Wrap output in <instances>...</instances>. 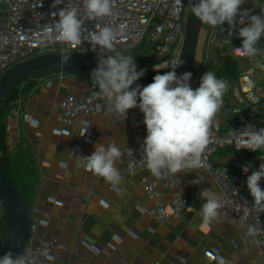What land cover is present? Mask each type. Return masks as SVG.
<instances>
[{"label": "built area", "instance_id": "built-area-1", "mask_svg": "<svg viewBox=\"0 0 264 264\" xmlns=\"http://www.w3.org/2000/svg\"><path fill=\"white\" fill-rule=\"evenodd\" d=\"M148 1L112 0L110 15L93 18L86 12L85 0H0V185L31 183L77 196L91 184L108 181L88 171L84 157L94 145L113 143L123 151L115 163L120 180L108 181L113 194L96 202L127 201L145 168L143 113L139 100L128 111L116 106L114 95L99 82L102 62L109 56L127 60L124 79L145 70L142 84L152 82L156 66L160 74L172 70L178 77L191 71L196 86L219 59L240 48L239 31L249 18L262 15L239 7L232 21L215 26L189 68L179 55L153 62L158 31L149 21ZM73 8L81 20V43L76 46L58 39L56 30L59 13ZM104 27L114 32L111 48L92 41V35ZM257 48L264 55V37ZM223 81L227 90L199 165L177 172L168 169L162 198L149 203L142 219L122 229L100 227L87 236L71 225L73 217L41 207L40 218L27 222L16 234L17 251L28 258L44 247L62 246L83 257L118 240L124 251L116 264H179L162 244L170 239L166 231L172 238L181 226L179 243L187 250L183 264H264V246L256 245L264 244V203L256 204L246 186L248 175L264 162L260 160L264 150L238 151L235 144L242 136L233 133L264 125L255 121L251 111L242 114L247 101H254V85L233 84L230 77ZM132 88L139 92L140 85ZM244 165L250 167L248 173ZM184 189L191 192L193 206L178 205ZM204 190L216 193L222 203L207 223L201 215ZM230 197L244 203L252 225L228 219ZM18 205L20 211L31 206ZM39 264L49 263L43 258Z\"/></svg>", "mask_w": 264, "mask_h": 264}, {"label": "clouds", "instance_id": "clouds-1", "mask_svg": "<svg viewBox=\"0 0 264 264\" xmlns=\"http://www.w3.org/2000/svg\"><path fill=\"white\" fill-rule=\"evenodd\" d=\"M243 0H196L191 6V13L202 22L216 26L225 21H232L238 14ZM112 0H85V9L89 17H103L111 14ZM64 14L56 25L58 39L67 41L73 46L81 43V20L75 8L62 11ZM240 55L253 58L258 53L257 44L264 37V15H253L249 23L239 31ZM114 32L109 27L92 35V41L98 45L111 48ZM127 60L109 56L102 62L99 73L101 87L114 95L116 106L124 111L139 107L143 113V160L142 163L154 175L159 176L161 170L168 168L172 172L186 167H196L205 151L210 137L213 118L220 110L223 96L227 90L226 82L217 78L214 72L206 71L199 84L193 86L191 71L177 76L175 71L166 70L153 77L151 83L142 84L145 70H139L121 79L127 67ZM177 62H175L176 64ZM171 69V67L169 68ZM93 71H96L94 69ZM133 84L140 85L137 92ZM239 130H233L235 133ZM236 149L251 152L264 150V128L242 133L235 144ZM132 155V150L127 149ZM123 155V151L113 143L107 146L94 145L90 155L84 157L86 169L113 183L119 182L120 175L115 163ZM264 161V157L260 158ZM136 162L130 164L134 166ZM247 165V163L245 164ZM243 166L245 173L249 166ZM234 182V180H233ZM247 192L256 203H264V162L248 175ZM205 203L201 207V215L205 223L214 218L222 207L221 198L210 190L201 192ZM0 264H24L20 257L14 258L10 253L0 257Z\"/></svg>", "mask_w": 264, "mask_h": 264}, {"label": "crops", "instance_id": "crops-1", "mask_svg": "<svg viewBox=\"0 0 264 264\" xmlns=\"http://www.w3.org/2000/svg\"><path fill=\"white\" fill-rule=\"evenodd\" d=\"M194 3L196 0L148 1L150 24L158 31L157 42L152 54L153 62L171 55H179L186 62L187 67H191L196 52L202 48L209 35L215 30V26L202 22L191 13V6ZM240 7L246 13L256 12L264 15V0H243ZM225 72L233 79V84L254 85V102L264 109V74L258 75L253 70L247 71L240 68ZM96 184L98 183L89 185L88 189ZM84 202L86 201L81 203ZM18 203L17 201L0 203V257L10 253L14 258H26L17 251L16 234L27 222L38 220L43 214L41 207L31 204L20 211ZM71 225L79 233L87 236H91L101 227L74 217ZM180 228L181 226L177 228L172 238L169 231H166V236L170 239L164 240L162 246L167 253L173 256L175 263L183 264L187 260V250L179 243ZM123 251L122 244L118 240L101 247L95 254H87L83 257L66 247L50 246L35 251L31 257L26 258L28 263L24 264H39L43 258L49 264H116L121 259Z\"/></svg>", "mask_w": 264, "mask_h": 264}, {"label": "water", "instance_id": "water-1", "mask_svg": "<svg viewBox=\"0 0 264 264\" xmlns=\"http://www.w3.org/2000/svg\"><path fill=\"white\" fill-rule=\"evenodd\" d=\"M264 71V55L249 58L238 51L225 54L209 71L219 78L230 69ZM199 83H197L198 85ZM157 175L145 166L141 180L125 206L116 212H106L73 201L74 194L58 193L47 187L31 183L10 182L0 185V203L17 201L55 210L71 217L92 222L105 228L122 229L142 219L154 194Z\"/></svg>", "mask_w": 264, "mask_h": 264}, {"label": "rangeland", "instance_id": "rangeland-1", "mask_svg": "<svg viewBox=\"0 0 264 264\" xmlns=\"http://www.w3.org/2000/svg\"><path fill=\"white\" fill-rule=\"evenodd\" d=\"M229 75L227 73H223L219 78L222 80H225L228 78ZM168 168H164L161 170V174L157 176V182L154 190V194L151 199V203L155 202L156 203L162 198L164 191H165V176L167 174ZM139 179V176H137L136 181L134 183V187L137 185V181ZM113 194L111 184L108 181L98 183L89 189H87L86 192L81 193L77 196L72 197L73 200L78 201L79 203L86 201L88 205L93 206L97 209H100L102 211L106 212H116L119 211L121 208L125 206L126 202H121V203H111V204H98L96 202V199L99 197H104V196H111ZM132 194L130 195L131 198ZM129 198V199H130ZM128 199V200H129ZM151 205V204H150ZM168 208L173 205V197L170 198V201L167 202Z\"/></svg>", "mask_w": 264, "mask_h": 264}, {"label": "trees", "instance_id": "trees-1", "mask_svg": "<svg viewBox=\"0 0 264 264\" xmlns=\"http://www.w3.org/2000/svg\"><path fill=\"white\" fill-rule=\"evenodd\" d=\"M248 71V69H245ZM256 74L258 75H263L264 71H254ZM251 111L255 121L260 124V125H264V109L258 105L257 103H255L254 101H247V103L242 107V114H245L246 112ZM235 130H239L236 131L235 134H239L242 136V133L247 132V130L244 129H235ZM234 133V132H233ZM53 191L55 192H60L58 189H53ZM191 192L188 191V189H184L183 190V197L181 199V202H179V206L185 205L188 207L189 206H193V196H191ZM75 201V200H73ZM78 202V201H75ZM227 216L229 220H233V221H239L241 222L243 225L246 226H250L252 225V219L244 205V203L240 200L234 199L232 197H230L227 201ZM256 245L259 247L264 246V244H262L260 241L256 242Z\"/></svg>", "mask_w": 264, "mask_h": 264}, {"label": "snow or ice", "instance_id": "snow-or-ice-1", "mask_svg": "<svg viewBox=\"0 0 264 264\" xmlns=\"http://www.w3.org/2000/svg\"><path fill=\"white\" fill-rule=\"evenodd\" d=\"M63 14H64V13H63L62 11L59 13L60 16L63 15ZM121 79H124L123 74L121 75Z\"/></svg>", "mask_w": 264, "mask_h": 264}, {"label": "bare ground", "instance_id": "bare-ground-1", "mask_svg": "<svg viewBox=\"0 0 264 264\" xmlns=\"http://www.w3.org/2000/svg\"><path fill=\"white\" fill-rule=\"evenodd\" d=\"M122 197H124V195Z\"/></svg>", "mask_w": 264, "mask_h": 264}]
</instances>
